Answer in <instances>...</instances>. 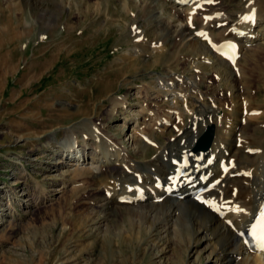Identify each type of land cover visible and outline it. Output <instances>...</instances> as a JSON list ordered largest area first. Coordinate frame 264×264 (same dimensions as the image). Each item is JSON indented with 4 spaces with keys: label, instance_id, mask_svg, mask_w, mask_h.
I'll use <instances>...</instances> for the list:
<instances>
[{
    "label": "rangeland",
    "instance_id": "obj_1",
    "mask_svg": "<svg viewBox=\"0 0 264 264\" xmlns=\"http://www.w3.org/2000/svg\"><path fill=\"white\" fill-rule=\"evenodd\" d=\"M127 1L129 4L126 0H0V264H211L205 255L198 259L189 251L180 257L177 246L165 240L157 246V233L140 237L129 230L123 237H103L90 221L94 204L86 203L88 188L75 183L97 170L90 160L93 141L83 158L76 136L73 139L71 154L81 158L79 166L68 165L73 159L65 160L52 145H63L71 130L89 122L120 143L123 152L134 153L137 148L129 139L138 134L132 129L139 123L151 125L149 113L163 119L168 108H176L172 97L153 99L160 90L157 81L148 90L152 78L184 71V65L176 63H184L187 49L180 55L171 46L166 52L151 48L162 30L159 19H170V9L166 12L161 0H152L158 5L161 2V12L151 19L142 10L146 0ZM249 1L226 0L224 6L228 13H237V19ZM180 7L190 10L192 4ZM140 30L145 36L138 39ZM262 30L256 28L260 36ZM254 46L263 49L253 56L244 47L242 67L253 69L251 99L262 106L264 40ZM132 59L140 60L138 70L124 72L125 77L116 84V71ZM197 66L201 71L187 66L189 81H195L193 73L213 79L214 70L208 63ZM211 79L205 86L216 101L217 91L224 85ZM238 84L243 85L244 79ZM235 97L240 107L237 94L230 99ZM125 98L131 101L128 110L120 115L119 107L109 117L116 100ZM208 102V106L213 103ZM224 104L213 105H222L226 111L232 103ZM178 106L180 111L187 109L182 98ZM143 107L148 112L138 113ZM169 116L177 125L176 115ZM174 126L165 135L156 134L161 142L175 133ZM79 139L84 140L80 135ZM146 151L148 159L158 155L151 148ZM60 159L64 163L59 164ZM234 221L229 225L232 232L239 225Z\"/></svg>",
    "mask_w": 264,
    "mask_h": 264
},
{
    "label": "bare ground",
    "instance_id": "obj_2",
    "mask_svg": "<svg viewBox=\"0 0 264 264\" xmlns=\"http://www.w3.org/2000/svg\"><path fill=\"white\" fill-rule=\"evenodd\" d=\"M224 1L161 0V8H166V12L170 9V19L167 15L165 19H159L162 30L156 34L152 50L166 52L171 46L172 50H179L180 55L184 49L188 53L184 56V63L180 60L176 63L184 65L183 72H174L171 77L162 76L157 80L152 78L149 82L148 90L155 81L160 89L153 99L167 101L172 97L176 108H168L164 113L168 117L163 119L156 113V117L149 113L147 119H152L151 125L139 123L132 129L134 134H138H132L129 139L137 148L134 153L129 150L123 152L120 143H115L107 132L98 131L96 125L89 122L78 130H71L63 145H52H55V151L63 153L65 160L73 159L68 165L79 166L81 158L71 154L73 139L76 136L83 158L87 154L88 143L93 141L94 152L90 160L91 164L97 165V170L75 183L80 188H88L85 190L89 194L86 203L94 204L90 208V221L103 237H123L129 230H135L140 237L157 233L160 236L155 242L157 246L165 240L177 246L180 257L189 251L198 259L205 255L211 264H264V251L260 250L259 244L254 249L250 248L244 236L263 213L264 103L262 106L254 104L250 73L253 69L245 64L242 67L244 47H247V52L253 51V56L263 49L260 46L261 49H255L254 43L264 40V0H250L237 19L234 18L237 13L227 12ZM185 3L192 4V8L183 10L180 6ZM126 4H129L127 0ZM142 5L145 15L151 19L158 16V11L161 12L158 3L152 0H146ZM259 26L263 28V38L259 31L256 32ZM144 36L140 30L138 39ZM230 45L237 47L235 60L221 54ZM130 62L116 71V84L125 77L124 72L138 70L141 65L138 59ZM199 63H208L214 70L211 74L213 79L203 76V73H193L194 82L186 78L185 72L190 70L187 66L201 71L197 66ZM208 79L224 85L217 91L219 99L216 101L209 87L205 86ZM239 79H244L243 85L238 84ZM236 94L240 107L234 102L236 97L231 100ZM152 96L153 93L148 98ZM181 98L187 107L185 112L178 106ZM208 100L213 101L211 106H208ZM218 101L225 102L224 106L232 103L229 111H222V105L215 108L213 104ZM130 102V98L116 100L109 117L114 116L119 107L122 115ZM146 110L143 107L138 113H147ZM171 114L176 115L178 123L175 126V120L169 116ZM172 126L175 133L169 135L168 141L161 142L156 134L165 135ZM209 126L215 127L210 150L195 153L196 142ZM79 135L84 140H78ZM148 148L158 153L155 159H148ZM61 163L64 160L60 159ZM89 187L92 188L90 191ZM234 220L239 225L232 232L229 225ZM261 230L262 227H257L256 233L260 235Z\"/></svg>",
    "mask_w": 264,
    "mask_h": 264
},
{
    "label": "water",
    "instance_id": "obj_3",
    "mask_svg": "<svg viewBox=\"0 0 264 264\" xmlns=\"http://www.w3.org/2000/svg\"><path fill=\"white\" fill-rule=\"evenodd\" d=\"M214 137H215V127L210 126L202 135V137L198 140L194 152H200V151L207 152L212 146Z\"/></svg>",
    "mask_w": 264,
    "mask_h": 264
},
{
    "label": "snow or ice",
    "instance_id": "obj_4",
    "mask_svg": "<svg viewBox=\"0 0 264 264\" xmlns=\"http://www.w3.org/2000/svg\"><path fill=\"white\" fill-rule=\"evenodd\" d=\"M258 244L260 250L264 251V217H262V230L258 237Z\"/></svg>",
    "mask_w": 264,
    "mask_h": 264
}]
</instances>
